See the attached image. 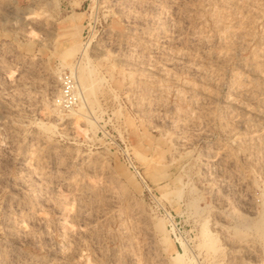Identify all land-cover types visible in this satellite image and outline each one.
<instances>
[{"label":"rangeland","instance_id":"obj_1","mask_svg":"<svg viewBox=\"0 0 264 264\" xmlns=\"http://www.w3.org/2000/svg\"><path fill=\"white\" fill-rule=\"evenodd\" d=\"M0 261L264 264V0H0Z\"/></svg>","mask_w":264,"mask_h":264},{"label":"bare ground","instance_id":"obj_2","mask_svg":"<svg viewBox=\"0 0 264 264\" xmlns=\"http://www.w3.org/2000/svg\"><path fill=\"white\" fill-rule=\"evenodd\" d=\"M78 81H79V80H78ZM80 82H81V80H80ZM83 83H84V82H83ZM79 85H80V83H79ZM86 87H87V85H86ZM88 88H89V85H88ZM84 89H85V88H84ZM86 90H87V88H86ZM88 91H89V90H88ZM88 93L90 94V92H88ZM89 94H88V95H89ZM52 153H53V152H52ZM54 154H55V153H54ZM19 160H20V159H19ZM66 161H67V160H66ZM53 163H54V162H53ZM66 163H67V162H66ZM47 164H48V163H47ZM60 164H61V163H60ZM55 165L58 166V165H59V162H58V164H54V166H55ZM65 165H66V164H65ZM57 166H56V167H57ZM56 167H55V168H56ZM59 167H62V166L59 165ZM46 168H48V167H46ZM63 168H65L64 165H63ZM53 169H54V167H53ZM43 170H44V169H43ZM47 170H48V169H46V171H47ZM52 171H53V170H52ZM56 171H57V170H56ZM58 171H59V170H58ZM58 171H57V172H58ZM60 171H61V170H60ZM37 172H38V171H37ZM40 172H41V171H40ZM40 172H39V174H40ZM51 173H52V172H51ZM61 173H62V172H61ZM49 174H50V173H49ZM49 174H48V175H49ZM53 174H54V173H53ZM58 174L60 175V173H58ZM48 175H47V178L49 177ZM35 176H38L39 179H40V175H37V174L35 173ZM42 176H43V175H42ZM56 176H57V175H56ZM54 177H55V176H54ZM54 177H53V178H54ZM58 177H60V176H58ZM36 178H37V177H36ZM41 178H43V177H41ZM60 178H62V177H60ZM60 178H58V179H60ZM49 179H50V177H49ZM58 179H57V180H58ZM37 180H38V179H37ZM53 180H54V179H53ZM63 180H64V179H63ZM63 180H61V181H63ZM22 181H23V180H22ZM39 181H40V180H39ZM41 181H42V180H41ZM58 181H59V180H58ZM44 182H47V183H48V180L46 181V178H45ZM54 182H55V181H54ZM40 183H41V182H40ZM42 183H43V181H42ZM47 183H43V184L46 185ZM38 184H39V183H38ZM56 184H58V183H56ZM80 198H81V197H80ZM17 256H18V255H17ZM179 256H180V255H179ZM6 257H7V256H6ZM177 257H178V256H177ZM11 258H12V257H11ZM180 258H182V257H180ZM4 259H5V258H4ZM18 259H19V258H18ZM0 262H1V261H0Z\"/></svg>","mask_w":264,"mask_h":264}]
</instances>
